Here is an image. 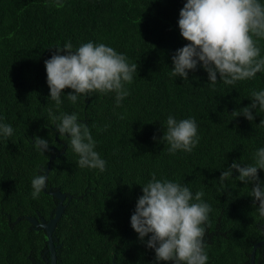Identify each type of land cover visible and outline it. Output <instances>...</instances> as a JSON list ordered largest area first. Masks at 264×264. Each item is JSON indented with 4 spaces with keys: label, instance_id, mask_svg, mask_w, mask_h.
Masks as SVG:
<instances>
[{
    "label": "trees",
    "instance_id": "trees-1",
    "mask_svg": "<svg viewBox=\"0 0 264 264\" xmlns=\"http://www.w3.org/2000/svg\"><path fill=\"white\" fill-rule=\"evenodd\" d=\"M184 3L63 0L58 8L56 0H0V123L13 128L12 136H0V264H32L46 247L45 228L28 217L48 221L53 215L58 198L48 189L65 193L53 230L56 264H172L156 261L149 237L141 241L130 223L153 174L188 186L193 196L204 192L211 209L204 225L206 264H250L253 244L264 239L253 185L238 181L235 169L223 184L219 177L233 162L254 163L264 147V111L252 109L253 121L236 116L251 103L253 90H264V71L231 85L219 74L213 85L199 64L188 79L173 76L172 56L189 43L178 26ZM257 40L264 56V39ZM89 41L137 64L132 92L119 106L113 92L81 94L73 104L67 98L73 90L66 88L57 106L44 62L57 46L71 42L75 50ZM49 110L75 113L87 124L104 171L78 166L70 136H60ZM169 115L195 119L199 143L192 152L169 153L161 139ZM37 136L49 141V150L35 147ZM44 171L46 191L33 199L31 181ZM258 176L264 182V169ZM254 261L264 264V244Z\"/></svg>",
    "mask_w": 264,
    "mask_h": 264
},
{
    "label": "clouds",
    "instance_id": "clouds-1",
    "mask_svg": "<svg viewBox=\"0 0 264 264\" xmlns=\"http://www.w3.org/2000/svg\"><path fill=\"white\" fill-rule=\"evenodd\" d=\"M55 6L63 7V0H56ZM178 26L180 34L189 43L172 56L173 76L188 79L189 70H196L199 64L213 85L218 74L220 80L231 85L264 71V56H261L257 40L264 39V3L261 0H186L179 12ZM44 63L50 98L57 106L62 103L61 93L66 88L73 90L67 94L73 104L81 94L115 92L119 106L129 95L124 85L132 83L133 73L137 71V64H129L124 54L91 41L82 43L75 50L71 42L57 46L56 52ZM257 108L264 111V90H253L251 103L241 108L236 116L242 114L253 121L252 109ZM49 115L54 122L59 121L54 124L60 136H70V145L79 156L78 166L104 171L106 161L94 150L96 142L87 124L78 122L75 113L55 116L49 110ZM260 123L264 124V119ZM12 133L11 125L0 123V136L8 138ZM161 139L167 141L171 154L178 150L192 152L199 143L195 119L178 121L169 115ZM34 144L42 152L49 150V141L41 137L37 136ZM233 169L239 173L238 181L253 185L250 196L254 198V205L259 202L257 211L264 217V182L258 176V169H264V147L254 153V163L241 166L239 162H233L223 170L219 177L222 184L233 177ZM46 181L45 171L34 176L31 181L33 199L39 197ZM142 192L130 223L141 241L149 237L146 245L154 249L156 261L206 264L204 225L211 209L202 201L204 192L197 191L193 196L188 186L159 180L155 174L142 185Z\"/></svg>",
    "mask_w": 264,
    "mask_h": 264
},
{
    "label": "water",
    "instance_id": "water-1",
    "mask_svg": "<svg viewBox=\"0 0 264 264\" xmlns=\"http://www.w3.org/2000/svg\"><path fill=\"white\" fill-rule=\"evenodd\" d=\"M45 174H47V171H45ZM44 190L46 191V187L44 188ZM47 192L50 193L51 195H54L56 198H58V202H57L54 214L51 216V218L48 222L41 224L46 230L47 243H48L49 249L51 251V264H56L55 246L53 243V230L55 228L56 222L60 218V216L64 210V207H65V205L63 203L64 198H65V193H62V192L57 191V190L53 191L51 189H48ZM28 219L33 224L38 225V221L36 218L28 217ZM263 244H264V239L253 244L252 250L250 253V264H255L254 259H255L256 248H258L259 246H261Z\"/></svg>",
    "mask_w": 264,
    "mask_h": 264
},
{
    "label": "flooded vegetation",
    "instance_id": "flooded-vegetation-1",
    "mask_svg": "<svg viewBox=\"0 0 264 264\" xmlns=\"http://www.w3.org/2000/svg\"><path fill=\"white\" fill-rule=\"evenodd\" d=\"M37 221H38V225L36 227L41 228V229H43L41 224L47 222L43 217H40ZM30 227L32 228L34 226L31 225ZM45 236H46V230H45ZM46 244H47L46 247L40 250L39 257L35 260L33 259L32 264H51V251L47 243V238H46ZM54 246H57V245H54Z\"/></svg>",
    "mask_w": 264,
    "mask_h": 264
},
{
    "label": "rangeland",
    "instance_id": "rangeland-1",
    "mask_svg": "<svg viewBox=\"0 0 264 264\" xmlns=\"http://www.w3.org/2000/svg\"><path fill=\"white\" fill-rule=\"evenodd\" d=\"M131 85H132V83H130V84H127V83H126V84L124 85V87L127 89L128 93H129V95H130L131 92H132V91L129 89ZM113 93H115V92H113ZM114 95H116V93H115ZM129 95H127L126 98H127ZM191 115H192V114H191ZM190 117H191V116H190Z\"/></svg>",
    "mask_w": 264,
    "mask_h": 264
}]
</instances>
